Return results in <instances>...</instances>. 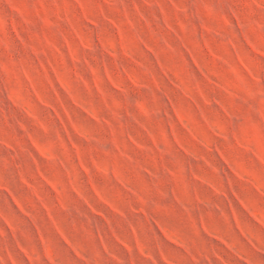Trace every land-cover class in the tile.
<instances>
[{
    "label": "clouds",
    "instance_id": "obj_1",
    "mask_svg": "<svg viewBox=\"0 0 264 264\" xmlns=\"http://www.w3.org/2000/svg\"><path fill=\"white\" fill-rule=\"evenodd\" d=\"M0 264H264V0H0Z\"/></svg>",
    "mask_w": 264,
    "mask_h": 264
}]
</instances>
